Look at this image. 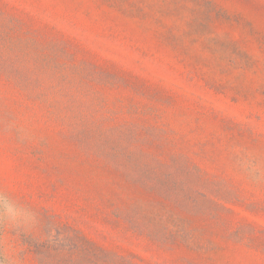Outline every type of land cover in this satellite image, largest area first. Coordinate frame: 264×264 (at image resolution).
<instances>
[{
	"label": "rangeland",
	"instance_id": "1",
	"mask_svg": "<svg viewBox=\"0 0 264 264\" xmlns=\"http://www.w3.org/2000/svg\"><path fill=\"white\" fill-rule=\"evenodd\" d=\"M264 0H0V222L14 264H264Z\"/></svg>",
	"mask_w": 264,
	"mask_h": 264
},
{
	"label": "clouds",
	"instance_id": "2",
	"mask_svg": "<svg viewBox=\"0 0 264 264\" xmlns=\"http://www.w3.org/2000/svg\"><path fill=\"white\" fill-rule=\"evenodd\" d=\"M249 174L257 181L264 179V168L258 163H247ZM0 222L13 229H28L37 223L36 213L4 194H0ZM0 264H14V256L0 258Z\"/></svg>",
	"mask_w": 264,
	"mask_h": 264
}]
</instances>
